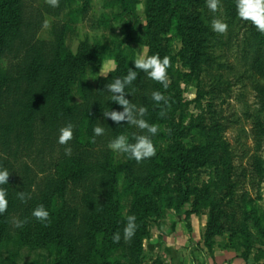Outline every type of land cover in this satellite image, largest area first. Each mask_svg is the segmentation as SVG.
<instances>
[{
    "label": "trees",
    "instance_id": "1",
    "mask_svg": "<svg viewBox=\"0 0 264 264\" xmlns=\"http://www.w3.org/2000/svg\"><path fill=\"white\" fill-rule=\"evenodd\" d=\"M38 1L0 0V167L10 172L8 185L3 186L9 202L0 215V264H139L146 222L158 214L162 204L173 198L180 212L184 205H192L191 211L182 212L188 218L211 200L210 183L200 190L192 185L194 169L215 166L220 170L221 186L228 192L233 187L228 151L211 138L203 119L197 116L188 128L173 121L182 106L171 73L175 61L181 62L193 82L195 101L224 91L221 76L212 75L213 70H242L239 81L244 79L255 92H264V84H259L264 83V34L236 15L234 0H221L216 13L206 7L205 0H143V45H147V55L170 58L168 86L138 72L133 86L126 89L131 93L126 98L144 106L143 118L159 125V131L152 137L155 156L136 162L125 155V162L119 163L112 159L108 142L120 134L131 140L144 133L126 122L118 125L103 117L106 107L122 110L108 102L104 86L125 75L128 68L135 70L132 61L136 58L126 56L120 45L113 50L88 42L80 43L72 53L63 34L52 40L37 39L43 15L55 16L52 7H38ZM128 1L114 3L126 11ZM214 16L228 23L225 34L211 31ZM175 44L179 46L176 54L172 51ZM233 51L235 66L228 64ZM107 53L114 54L116 67L95 85L89 84L87 70H97ZM203 75L212 78L209 91L202 89ZM153 91L161 92L167 105L154 103ZM98 121L105 125V134L93 143L92 128ZM69 122L75 126L73 138L60 145L57 130ZM252 124L250 133L259 147L264 139V108L254 113ZM65 147L71 148L70 156L65 155ZM253 160L264 182L262 161ZM124 172L141 191H135L125 216L121 204L125 193L117 191L118 176ZM17 191L30 198L21 203ZM38 204L50 213L46 224L30 215ZM128 215L136 217L137 227L131 240L125 241L122 230ZM213 217L209 224L216 223ZM17 219L26 221L22 228L14 226ZM116 232L121 233L118 243L112 240ZM212 234L208 229L207 238ZM236 239L248 244L246 232L238 233ZM23 251L40 258L22 261Z\"/></svg>",
    "mask_w": 264,
    "mask_h": 264
},
{
    "label": "rangeland",
    "instance_id": "2",
    "mask_svg": "<svg viewBox=\"0 0 264 264\" xmlns=\"http://www.w3.org/2000/svg\"><path fill=\"white\" fill-rule=\"evenodd\" d=\"M62 1L59 0L57 7H52L55 16L43 15L44 19L35 33L37 39L52 40L63 34L65 45L72 53L77 51L80 43L88 42L113 50L120 45L126 56L135 58L138 52L147 55V48L143 45V27L146 24L143 0H129L126 11L114 0ZM46 4V0H39L37 6ZM178 49L175 44L173 53L176 54ZM229 55L228 64L235 66V51ZM110 58L114 59V54H105L97 70H87L85 80L89 84L95 85L113 70L107 64ZM219 62L227 63V60ZM2 64L5 65V61ZM241 72L213 70L212 75L219 73L221 76L224 91L195 101L196 88L181 62L175 61L171 73L180 91L182 106L173 116V121L188 128L197 116L203 119L211 138L228 151L233 187L228 192L225 186H221L218 180L220 170L215 166L194 169L192 185L200 190L204 183H210L211 200L207 206H198L195 214L188 218L182 212L191 211L192 205H184L180 212L173 206V198L162 204L158 214L146 222L147 234L141 241L139 264H189L190 257L195 264H206L213 256L220 259L227 255L229 259L240 258L245 264H264V182L260 181L261 175L253 168V157H258L264 169V139L257 147L250 133L254 113L264 108V92H255L244 79L239 81ZM200 79L202 89L209 91L212 78L203 75ZM259 84L264 83L260 81ZM110 152L115 162H125L124 154ZM211 163L217 162L211 160ZM117 191L125 193L121 203L125 216L135 191H141L126 172L118 176ZM216 214L217 217L214 216ZM212 217L216 219L214 225L209 224ZM208 229H212L213 234L207 238ZM242 231L248 234L247 245L242 244V239H236ZM37 258H40L38 254L26 251L21 255V260L26 262Z\"/></svg>",
    "mask_w": 264,
    "mask_h": 264
},
{
    "label": "clouds",
    "instance_id": "3",
    "mask_svg": "<svg viewBox=\"0 0 264 264\" xmlns=\"http://www.w3.org/2000/svg\"><path fill=\"white\" fill-rule=\"evenodd\" d=\"M206 7L212 12L216 13L221 0H205ZM46 3L50 7H57L59 0H46ZM236 15L245 22H249L250 25L259 33L264 34V0H234ZM47 21H45V27H47ZM211 31L217 34H225L229 28L227 22L220 17H213L210 21ZM147 47V45H145ZM107 64L113 69L116 67V61L109 59ZM133 68H128L127 73L123 76L115 77L111 83H107L104 88L105 94L109 97V103L118 105L122 110L115 111L107 110L102 112L105 119H110L115 124L120 122H126V125L133 126L143 131L144 134L134 135L131 140L129 136L120 134L112 138L107 148L115 153L124 154L128 159L140 162L141 160L151 158L156 154V147L153 144L152 137L159 131V125L149 124L143 117L147 111L144 106H137L129 101L126 96L131 95L130 92H126V89H130L133 86V82L137 79L138 72L142 73L146 78L159 82L164 88L168 86L167 69L170 66V58L168 56L161 57L158 53L152 55L137 53L136 59L132 61ZM105 93V92H103ZM151 99L154 103H160L161 101L167 105L168 101L164 95L159 91H153L151 93ZM163 115V112L161 113ZM74 125L69 122L60 127L57 131V143L60 145H67L73 138ZM105 134V125L99 121L92 128L91 141L94 143L96 137L103 136ZM65 155H71V148L65 147ZM10 172L7 168L0 167V215H2L8 207V192L4 185H8V178ZM16 198L24 203L30 198L29 194L24 191H17ZM31 217L40 223H47L49 220V211L43 204L36 205L30 213ZM25 220H14V226L16 228H22ZM136 217L134 215H128L126 217V224L123 227V239L125 241L131 240L136 231ZM121 239V233L116 232L112 236L114 243H118Z\"/></svg>",
    "mask_w": 264,
    "mask_h": 264
},
{
    "label": "crops",
    "instance_id": "4",
    "mask_svg": "<svg viewBox=\"0 0 264 264\" xmlns=\"http://www.w3.org/2000/svg\"><path fill=\"white\" fill-rule=\"evenodd\" d=\"M189 264H195L191 257L189 258ZM206 264H245V263L242 262L240 258L229 259L227 255V257H220V259H218V257L216 258V256H213V259L212 260L210 259V263L206 262Z\"/></svg>",
    "mask_w": 264,
    "mask_h": 264
}]
</instances>
